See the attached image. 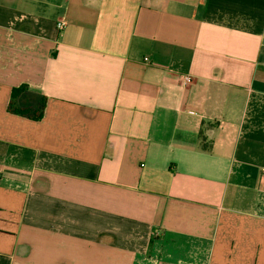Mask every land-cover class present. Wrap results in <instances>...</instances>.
I'll return each mask as SVG.
<instances>
[{"label": "crops", "instance_id": "0c3cea01", "mask_svg": "<svg viewBox=\"0 0 264 264\" xmlns=\"http://www.w3.org/2000/svg\"><path fill=\"white\" fill-rule=\"evenodd\" d=\"M0 264H264V0H0Z\"/></svg>", "mask_w": 264, "mask_h": 264}, {"label": "trees", "instance_id": "16d2710c", "mask_svg": "<svg viewBox=\"0 0 264 264\" xmlns=\"http://www.w3.org/2000/svg\"><path fill=\"white\" fill-rule=\"evenodd\" d=\"M24 86H21L19 88H14L11 91L10 95V104L8 106V111L19 115V116H24L33 120H40L43 116V109H44V103H42L41 108L34 112L31 108H18L14 106V100L16 96L23 90ZM33 113V114H32Z\"/></svg>", "mask_w": 264, "mask_h": 264}, {"label": "built area", "instance_id": "2783aa9c", "mask_svg": "<svg viewBox=\"0 0 264 264\" xmlns=\"http://www.w3.org/2000/svg\"><path fill=\"white\" fill-rule=\"evenodd\" d=\"M65 24H66L65 21H59V22L57 23V28H58L59 30H62V29L64 28ZM145 60H146V59H145ZM181 82H182V85H183V86H186V85L190 84L191 79H190L189 76H183V77L181 78Z\"/></svg>", "mask_w": 264, "mask_h": 264}]
</instances>
